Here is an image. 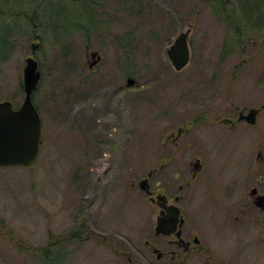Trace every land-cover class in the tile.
Instances as JSON below:
<instances>
[{
  "label": "rangeland",
  "instance_id": "obj_1",
  "mask_svg": "<svg viewBox=\"0 0 264 264\" xmlns=\"http://www.w3.org/2000/svg\"><path fill=\"white\" fill-rule=\"evenodd\" d=\"M31 56L43 140L31 169L0 168V264H264V109L238 120L264 105V0H0V102L23 103ZM161 165L188 247L155 234L139 183Z\"/></svg>",
  "mask_w": 264,
  "mask_h": 264
},
{
  "label": "water",
  "instance_id": "obj_2",
  "mask_svg": "<svg viewBox=\"0 0 264 264\" xmlns=\"http://www.w3.org/2000/svg\"><path fill=\"white\" fill-rule=\"evenodd\" d=\"M190 31L182 32L176 39L174 44L168 49V55L171 63L176 71H180L185 68L191 58V51L188 43V36ZM39 47L38 44H33V54ZM93 62L90 67L96 66L101 57L97 52L92 53ZM41 71L39 70V64L35 57L31 56L26 59V65L24 67V101L23 103L14 108L11 101L0 102V168L6 167H33L39 158L41 144H42V120L39 111L37 110L32 94L38 87L41 81ZM136 80L133 77L127 79V86H134ZM264 109V105L261 108H252L245 114L241 112L238 120H245L247 123L254 125L257 122L259 113ZM224 124H233L230 119H223ZM200 161L194 164L195 173L200 168ZM149 176L143 179L139 185L146 193L151 194ZM257 193L256 189L252 190L251 194L254 196ZM158 199L166 201L164 196H160ZM152 201H155L152 199ZM256 206L264 210V195H259L255 198ZM162 207V211L157 220V226L155 229L156 235H171L181 229L184 219L180 218V208L166 206L159 204ZM165 210L169 215L165 216ZM176 232V235L180 238L181 230ZM197 241V240H196ZM154 252L158 258L162 257V252L155 249Z\"/></svg>",
  "mask_w": 264,
  "mask_h": 264
},
{
  "label": "flooded vegetation",
  "instance_id": "obj_3",
  "mask_svg": "<svg viewBox=\"0 0 264 264\" xmlns=\"http://www.w3.org/2000/svg\"><path fill=\"white\" fill-rule=\"evenodd\" d=\"M39 44V43H38ZM39 46H40V44H39ZM90 53H93L94 51H89ZM97 52V51H96ZM98 54H99V52H98ZM100 55V54H99ZM101 56V55H100ZM102 58V57H101ZM231 125H233V124H231ZM182 129H179V137H180V135H182ZM197 160H199L200 161V168H199V170L195 173V170H194V164L197 162ZM164 168V165H161L160 166V168H154V170L152 171V172H150L151 173V176H153L159 169H163ZM204 169V163H203V161L200 159V158H196L192 163H191V170H192V177H193V179L194 178H196L197 177V175H198V173H200L202 170ZM149 173V174H150ZM150 176V177H151ZM149 177V178H150ZM190 185V182H188L187 184H186V186H189ZM179 190H182V189H184V185H179ZM150 190H151V186H150ZM148 194V193H147ZM149 195V199H150V201L152 202V203H154V204H157V205H159V204H162V205H164V206H166L167 208H170L171 206H176V207H178V208H180L176 203H171L170 205H168L167 204V202H168V196L167 195H165V194H157V195H155L154 194V191H152L151 190V194H148ZM257 195H261L260 193H258ZM160 196H164L165 198H166V201H163V200H161V199H158ZM152 199H154L155 201H152ZM175 202H177L178 200H179V197L178 196H176L175 197ZM254 201V200H253ZM160 206V205H159ZM180 210H181V208H180ZM161 211H162V207H161V209H160V214H161ZM180 214H182V210H181V212H180ZM165 216H167V215H169V213H168V211H166L165 210V214H164ZM160 216V215H159ZM158 220V219H157ZM184 225H185V220H184V223H183V225H182V227H181V229L180 228H178L177 229V231L180 229L181 230V236H180V238L176 235V232L175 233H173V234H171V236H173V237H175V238H177L178 240H180V242H181V245L180 244H178L179 245V247H188V246H190L191 245V242H189V241H186V239H185V233H184ZM163 236H166V235H163ZM186 237L188 238V236L186 235ZM197 238V237H196ZM196 238L193 240V242L194 243H200V239H197V241H196ZM154 250V249H153ZM163 254V253H162ZM164 257V254L162 255V258ZM156 258H157V260H158V257H157V254H156Z\"/></svg>",
  "mask_w": 264,
  "mask_h": 264
},
{
  "label": "trees",
  "instance_id": "obj_4",
  "mask_svg": "<svg viewBox=\"0 0 264 264\" xmlns=\"http://www.w3.org/2000/svg\"><path fill=\"white\" fill-rule=\"evenodd\" d=\"M31 169V168H30ZM72 238L74 239V240H79V239H81V235H79V234H75V235H72ZM61 245V243L60 242H57L56 244H54L53 246H52V248L51 249H55L56 247H59Z\"/></svg>",
  "mask_w": 264,
  "mask_h": 264
}]
</instances>
